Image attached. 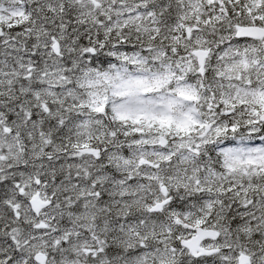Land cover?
Segmentation results:
<instances>
[{
	"label": "snow or ice",
	"instance_id": "1",
	"mask_svg": "<svg viewBox=\"0 0 264 264\" xmlns=\"http://www.w3.org/2000/svg\"><path fill=\"white\" fill-rule=\"evenodd\" d=\"M0 264H264V0H0Z\"/></svg>",
	"mask_w": 264,
	"mask_h": 264
}]
</instances>
